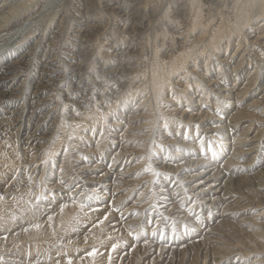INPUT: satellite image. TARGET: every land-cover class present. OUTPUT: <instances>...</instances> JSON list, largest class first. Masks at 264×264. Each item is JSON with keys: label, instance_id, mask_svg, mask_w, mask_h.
Returning <instances> with one entry per match:
<instances>
[{"label": "bare ground", "instance_id": "bare-ground-1", "mask_svg": "<svg viewBox=\"0 0 264 264\" xmlns=\"http://www.w3.org/2000/svg\"><path fill=\"white\" fill-rule=\"evenodd\" d=\"M9 1H11L12 4L8 5L7 8H5V10L0 12L1 16L3 18L8 17V16H6L7 10L10 13H13L16 15L17 12L21 11L22 5H26V7H27V5H30V4H25V3L29 2L31 0H29V1L28 0H9ZM107 2H108L107 6L111 7V9H113L115 11V13L120 15V20L124 22L122 24V25H124V27H125L124 29L126 30V31L125 30L124 31L127 32V35H128L127 37H130V38L136 37L139 35V33L141 32L140 31L141 26L143 24H146L145 22H147V20H148V16H147L149 14L148 12L151 10L155 11V8L153 7V4H152L153 1L150 2V0H107ZM46 3L47 2H45L43 5H45ZM31 4H32V2H31ZM174 4H175V7H173V10H174L173 13H176V16L174 14V16H175L174 19L178 20V19H176V18H179L177 16H181V17H180V21H178V23H174L175 22V21H173L174 19L173 20L169 19V21L170 20L172 21V22H170L171 27H172V32H170V33H172V38L170 39V41L169 40L166 41L165 47L163 46L164 50H163V52L162 51L161 52L162 53L165 52V53L160 56L159 51L156 50V53L154 55L155 58H154V60H152L151 69H150V79H149L150 81H148V79H146V80L144 79L141 82V84H138L139 86L135 87L134 92L132 90L133 88L131 90H132L133 94L136 92H140V94L141 93L145 94L147 97L145 99H147V101H148L149 96L154 97V99L157 101L156 103L160 106V108L163 104V101L166 99L165 97H167V95H168V94L166 95L167 89L168 88L173 89L175 84L177 87V89H175V90H177L176 94L178 95V98L182 99L183 96L187 97V101L185 102L184 100H181V101H183L181 103L179 102V100L178 101H171L172 100V97H171L169 100V103H171L170 106L173 105L172 107H174V108H172L171 112H169V113L174 115V116H177L181 122L180 124H182L183 121H186V122L189 121L188 123H191V124L187 123V125H186L187 127L184 128L188 131H189L190 127L192 126V124H194L195 129H193V130L195 131V133L193 135L192 134L190 135L192 137V138L190 137L191 138L190 142H188L186 139L183 140L184 138L178 142L177 141L178 138L167 137L163 141H168L170 147L175 146L174 150L176 153L177 152L178 153L176 155H170V154L168 155L167 154L168 156H166V157H161V156L157 157V158H155V161L162 159V161L159 163H161V165H162L163 173L166 175H169V174L173 175L174 174L175 179L176 178L180 179L181 180L180 182H183V183L185 182L186 190H185V192L182 193V195L187 194L186 195V197H187L186 202L188 200H189V203L191 200H192L191 202H197L198 208L199 209L201 208V210L203 209L202 212L204 214H207L208 217L203 216V214H202V217H199L200 215L198 213L194 217H189V216L187 218L185 217V214H183L182 209H181L184 206L185 200H183V199L185 197H182L180 200H178L179 198H177V195L175 194V193H177V192H175V190L179 186H177L176 189L173 191L169 190V193H168V191L164 192V189L162 190V188H164L165 186H160V183H159V185H157L155 187V188L161 187V191H160L161 194L170 195L169 196L170 198H168L167 201L163 202V203H165V206H163L159 209V211H160L159 214H156V211L153 210V208L151 209V207L148 208V209H150V211L146 210L147 208H145V207L149 206V205H147L149 203L148 202L149 200L145 201V203H141L138 205V202L143 200L142 198L147 197V191L148 190L150 191V189L147 188L150 185L146 184L145 185L146 187H144L143 184H144L145 180L151 181L150 179H148V176L150 177L151 175L143 177L144 174L142 176L140 175L143 171V170H141L140 172H137L134 175L135 178L130 177L127 179L126 174L128 175L131 170H133V169H135V167H137V164H134L133 161H135V159L138 156H140V154H141L140 150H142V149L139 148L141 144L135 148L130 147V145L132 143L139 144L137 141H140V139H142L141 134L139 132L143 129V127L145 125H143V123H144L143 121H142L143 122L142 123V122H139L138 120L149 119L146 121V123L152 121L153 114H154V111H153L154 106L153 107L151 106L152 105L151 104L152 102H151L148 106L150 108V111L148 109H146L147 106L146 107L143 106L145 109L143 112L132 111L130 113V115L125 119L126 120L125 123L122 122L123 117H118V118L115 117L116 119H114V124H111L110 127H111V129H113V127H114V129H115L114 132H116V133L114 135H112L113 133L111 132V130L108 131V132L112 133V134L107 136V138L109 139V144L106 146L105 143L108 140H105L104 138L99 137V140L97 141L95 148H89L88 147L87 152L85 151L86 152L85 155L82 156L81 154H79L78 157H76L73 160L74 163H76V165L78 166V168L73 170L72 173L70 172V174H68V171L64 172L65 174H63L62 177H59L57 181L52 183L53 184L52 187H50L48 189V193H50L49 195H52L53 197H55L59 200L62 198L61 201H59L60 203L63 201H66V202L55 207L57 204V200L54 199V202H56V203H54L53 205L47 203L46 204L47 207H45L46 205L43 206L44 208L39 207V209L41 211L45 212L46 210L48 211V209H50V208H51V211H48V212L46 211L45 215L43 214L41 218L39 216V219H38V215L35 214V216L37 215V219H35V221H34L35 223H33V227H35V225H38L40 223H43L42 225H44V226L41 225L42 229H38V230H40L39 233L30 232L28 234L30 237L35 236V235H38L40 237L44 236L43 242H45V243L38 244L39 242L38 243L36 242V244L34 246V248L41 247L42 257H43V254L48 255L50 253L49 250H50L51 246H50V243H48V242H50V240L47 237L50 235V233L55 232V235L59 239L63 235V230H66L68 228L70 229V227L74 228L76 226H79V229H80V227H81L80 224H82V226L84 225L83 226L84 228H82L81 232L88 234V233H93V232L99 231V237H101L102 240H105L109 237L114 238V239L115 238H121V239L123 238L121 242H123L124 245H129L128 247L126 246L128 251H127V253L124 252V250L118 252L119 253L118 256H120V257L117 258V260H115L116 261L115 264H124L125 261H127L128 259L130 260V258L133 257L132 256L133 254L130 255V253H134L135 251H137V247H141V246H145L142 253L143 252H146V254L151 253V255H153L154 258H157V259L161 258L162 260L169 257V254L165 253L166 251H171L170 253L174 254V256L176 255L174 253V251L178 252L179 258H178V263H176V264H179V263L184 264V262H182V260L184 259L183 256H185V255H187V258L192 260V262L190 264H219L221 261L223 262L225 260L227 261L229 259H232V257H234V254H236L235 248H233V247H235L240 242L239 243L234 242V241H238V240H234V241L229 240V238L231 237L230 234L233 230H230V229H229L230 231L226 230L225 232L219 233V235L213 234L215 232H213L212 234H209L214 229L223 230V228H218L217 226H215L214 228H211L209 230L210 224H208V222L211 219H214V217H211V216L222 217V216H225V213L229 212L230 209L233 210V207L231 208V206L229 207L227 205V201L228 200L232 201V199H236L237 189H235V184L241 183V182L245 183L247 181V178H245V177L248 176V175L245 176V174H244V177L239 176V175L234 176L235 172H237L239 170L240 171L246 170V166H250L251 164H253L252 162L255 160V158L263 157V155H262L263 152H262V149L260 148V143H261L262 137L264 136V118H263V116H264V94L260 97H256V98L252 99V101L249 104H247L246 106L245 105L243 106L240 102H242L244 100V97L248 92H249V95H251V92L249 89H251V87L254 86L255 81L252 80L253 82L251 81L247 88L246 87L245 88L242 87L241 89L237 88L240 91L238 90L239 92L235 93L236 92L234 90L235 87L230 86L229 88H227L229 86V84H225L224 82L222 83V80H221L222 78H219V77L213 78V76L212 77L210 76L211 75L210 73L208 74L209 68H210V61H209L208 57H210L214 51H218L221 48L224 40L226 42H228L227 48H229V46H230L229 44L231 43V41H233L234 36H236L239 41L241 40V42H239L238 44L237 43L234 44V46L237 47L235 54H236V52L239 51L240 48H242L243 45H245L243 47V50L246 51L249 49V47L256 45V42H259L258 45L260 43L264 42V40H262V39H264V25L263 26L261 25V27L258 26L256 29H254V27H253V23L255 21L253 19L255 17H258V20H259L258 22L264 21V0H225V1L223 0L222 2H221V0H174ZM30 7H32V6H30ZM36 7H37V5H36ZM43 7H42V9H43ZM73 7L75 8V6H73ZM87 7H88V2H87ZM33 10H35V9H33ZM55 10L57 11V9H55ZM113 10H110V11H113ZM49 11H51V10H49ZM37 12H39V11H37ZM92 13H95V12H92ZM30 14H27V16H25V17L22 16V17L28 19V15H30ZM103 14H105V13L103 12ZM21 15H23V14H21ZM42 15H44L43 11H42ZM99 15H100V13H99ZM88 16H89V14H88ZM95 16H96V14H95ZM92 17H93V15H92ZM38 18H39V15H38ZM169 18H171V17H169ZM19 19H21V18H19ZM158 20L160 21L159 18H158ZM166 20H168V19H166ZM10 21H12V20H10ZM27 22H26V24H27ZM83 23L84 22H82V24ZM1 24H3V23H1ZM3 25L7 26V23L3 24ZM249 25H250L251 30L249 32H247L246 28L249 29V27H248ZM98 29H104L102 24L100 25V23H99L97 25V23L94 24V23H90V22H86L85 24H83L81 26L80 30H79V28H78V30L76 29L77 30V40L80 41V42H78V44L80 46L85 42L90 44V41L91 42L93 41V40H90V36L92 34H94L96 31H98ZM119 29H121V28H119ZM8 31H9V29H8ZM5 32H7V31L5 30ZM34 33H36V32H34ZM44 33H45V31H44ZM108 33H109V31H108ZM197 33L199 35L195 36ZM253 33H255L253 38L256 39V42H250L249 37ZM42 35H43V33H42ZM50 35H52V34H50ZM23 36L22 37L25 38V35H23ZM123 36H125V35H123ZM113 38H114V36H113ZM40 39H41V37H40ZM44 40H46V38H44ZM128 40H129V38H128ZM95 42H97V41H95ZM35 43L37 44V42H35ZM44 43H43V45H44ZM126 43H127V45L124 44L125 46H123V47L118 46V45H112L111 47H109L110 48L109 52H108V53H110L109 62L114 67V68L110 69L107 73L109 75V79L111 81H115V82H118L120 80L122 81L124 79L122 77V74H123L122 70L123 69H121V67H119V66L120 65L123 66L126 63L131 64V62L134 61V59H135L134 53L136 52L138 45L132 43L131 41H127ZM13 44H15V43H13ZM41 46H42V44H41ZM41 46H39V47H41ZM55 46H56V44H55ZM94 46H97V45H95V43H94ZM36 47L38 48V46H36ZM48 47H51V46H48ZM62 47H64V46H62ZM84 47H86V45H84L83 47L81 46V49H85ZM59 49H61V48H59ZM92 49L91 50L89 49L90 52L92 51ZM49 50L50 49L45 50L46 51V55H45L46 59H48L49 61H54V59H52L53 56L49 53ZM225 50H227V49H225ZM65 51H67V50L65 49ZM58 52H59V50H58ZM69 53H70V58L74 61L72 63V66H73L72 71L75 72V71L79 70V72H80L79 68H80L81 63L79 64L77 61L78 56H79L78 52L73 51V52H69ZM240 53H241V50L237 54L238 57L236 59V64H235L234 69H236V67H242V69H244L247 66V65H245L243 67L244 57H243L242 53L241 54ZM82 55H83V52H82ZM64 56H66V55H64ZM86 56H88V55H86ZM204 56L207 57V59L205 60L204 66L200 68V72H197L196 71V67H198L197 61H198V59H201L202 57L204 58ZM26 58H27L26 55H22V56L19 55L17 59L9 62L3 68V70L0 73V113L4 111L5 106L7 105V103L11 99L17 100V99L21 98L20 95L23 92V89H25V88L22 86L23 82L19 83V80L21 79L23 64H24ZM30 60L32 61V59H30ZM191 60H193L192 63H191ZM80 61H82V59ZM248 62H250V61H248ZM59 63H60V61H59ZM82 64H83V61H82ZM48 65H50V64H48ZM261 65H259V66H261ZM82 67H84V64ZM192 67H193V69H192ZM55 68H57V67H55ZM56 70H58V69H56ZM89 70H90V68H89ZM253 70H255V69H253ZM29 71H31V70H29ZM48 71H47V73H48ZM187 72H188V75L194 74L193 75L194 78L189 80L190 76L188 77V75H187L183 80V77H184L185 73H187ZM201 72H203V74H201L203 77H199V75H198ZM63 73L65 74V71ZM32 74H34V73H32ZM66 74H67V72H66ZM76 74H78V73H76ZM29 75H31V74H29ZM62 76L67 77L68 75H62ZM195 77H198V80L202 82V84H200L201 85L200 88L202 89V92H204V90H205L207 95L209 93H212V95H214L215 99H219L221 97H223V98H225V97L230 98L231 97L230 99H232V98L235 99V101L233 103H235V105H238V106H236L237 108L235 107L236 110L233 109L234 111L230 115L229 119H227V118L223 119L221 116H218L220 114L219 111L218 112L217 111L215 112L214 110L205 111L204 110V108H205V101L204 100L205 99L203 100L202 97H200V99L197 98L198 100H194V99H196L197 95H200V94H197L196 90H193V92L190 91V90L194 89V88H191V86H193L192 83H195V84L198 83L197 79H195ZM193 79H195V81ZM25 80H27V79H25ZM38 81H40V80H38ZM61 82H64V81H61ZM27 85H28V82H27ZM55 85H56V83H55ZM149 85H151V86H149ZM52 86H54V85H52ZM36 87L37 86H35V88ZM67 87L69 89L68 85H67ZM37 89L38 88H36V90ZM52 89H54V87H52ZM215 89L220 90V92H217V91L215 92ZM41 90H44V89H41ZM57 90H58V88H57ZM66 90H64L65 94L68 93L67 92L68 90L67 91ZM108 91H111V88ZM129 91H128V93H130ZM24 93H22V94H24ZM34 94L35 95H32V96H34L33 105L30 104V106L28 105L26 107L21 106V107L17 108V110H13V111H8V110L4 111V113L7 112L8 114L11 115V117L9 116V118L12 120L10 122H6L8 120L7 117L4 118V119H6L5 121L4 120L1 121L3 119V118H1L0 129L3 128L5 125H7V123H9L12 126V128H14L15 133H17L18 135L20 133V136H21L20 140H21V143L23 144V147L21 150L26 151V152H31L30 153L31 159L29 160V162H27L26 165L28 168L33 166L32 171H33V174L35 177V175L40 173L39 167L42 165V161L43 160L45 161V159H44L45 153L44 152H46L48 150L47 151L48 155H52L54 153L56 154V151L58 150V148L60 147L62 142H58V139L56 142H53L54 138L52 139L53 134H54V130H55L54 129V122H56V121H54L53 118H55L56 114L58 113L57 112L58 108H59V106H61V105L57 106L60 102L59 99H57L55 97V94H54V96H47V93H46L43 95V96H45L44 98H41L39 96V94L41 95L40 91L39 92L36 91V92H34ZM89 94H91V93H89ZM35 96L38 98L37 101L35 100L36 99ZM171 96H172V94H171ZM111 97H113V99L119 98V96H111ZM132 97H134V96H132ZM25 98H26V96H25ZM68 98H69V96H68ZM72 98L70 97V99H72ZM123 99H125V98H123ZM128 99H131V98H127V99H125L127 101H124L125 103L123 102L126 107L129 106L128 104L130 103V102H128ZM152 100H153V98H152ZM167 101H168V99H167ZM195 101L197 102V105H193L194 104L193 102H195ZM223 101L227 102V100H223ZM56 102H58V104ZM75 102H76V100H75ZM148 102H150V100ZM178 102L180 104H177ZM26 103H27V101H26ZM176 105H180V106H176ZM91 106H94V105H91ZM112 106H113V104H112ZM112 106L109 105L108 107H106L107 110L111 111ZM165 106L166 105L163 104L161 110H164L163 108ZM32 107L33 108L35 107V108L32 109ZM73 107H74V105H73ZM166 107H168V106H166ZM37 108H43L44 109L43 111H45L44 114H41V116L44 115V117L42 116L43 119H41L42 120L41 123L38 120L34 119V116H37L36 113L42 111V110L37 109ZM89 108L91 109V107H89ZM59 111L61 112V110H59ZM84 111L85 110H83V112ZM147 111H148V114H147ZM79 115H77V116H79ZM86 115H87V113H86ZM108 115H107L106 111L104 113H103V111H101L97 115L93 114L92 116L89 115V116H86L85 118L83 117L84 119L81 121H75L74 120L73 123L77 124V126H85V125H88L90 122L96 123V122L101 121L103 124V122L106 123ZM39 118H40V115H39ZM72 119H74V118H72ZM117 121H119V122H117ZM137 121L139 123L133 124ZM223 122L225 123V125H223ZM262 122H263V124L261 125ZM112 123H113V121H112ZM259 124L262 126V129H261L260 133L257 131L256 134L254 135L255 137L259 138V140L257 139L258 141L254 142L253 147L246 149L245 144L247 142H249L248 141L249 137H246V134H248L250 131L252 132L256 126H259ZM12 128L10 127V129H12ZM119 128H121V130H122V128H125L124 132L119 134V132H121V130ZM56 129H57V127H56ZM7 131H10V130H7ZM117 132H118V134H117ZM209 132H212L211 133L212 135H209L210 134ZM201 134H203L201 139L197 140L193 144V141L196 138L195 135L200 137ZM175 135H179V132L176 133ZM83 136H85V135H83ZM205 136H210L209 142H211L213 139H215V137L216 138L218 137V140L220 141L218 144L220 146V150L222 149L221 151H223V152L226 151L225 147H228L227 145L230 144L231 151L229 152V156H228V154H226L221 159L220 156H217V155L211 156V155H208V153L203 154L201 149H200L201 148L200 146H201V141H203ZM223 137H225L226 141L223 140L224 139ZM57 138H58V136H57ZM116 139H118V140H116ZM229 140L231 142H229ZM221 141L223 143H221ZM182 142H184V144ZM185 142H186V144L192 146V147H189L190 148L189 150H187V152L190 155H188V156L183 155L182 157H179L178 154L182 150L181 147L184 146V149L187 148L186 147L187 145L185 144ZM51 143H53V144H51ZM179 144H182V145H179ZM49 145H55V146H53V148H50V149H47L46 151H44L45 147L49 146ZM76 145H78V144H76ZM164 145H165V143H164ZM113 150H115V151H113ZM168 150H170V148ZM248 150L252 151L254 154L253 153L248 154L250 152ZM97 151H99V153L100 152L103 153V151H106V153H108V155L113 153V155H111L109 165H108L109 162L105 166H104V163L100 164L99 162H101V160L96 162V164H94V165L86 163V161L93 160L92 158L95 157V154H97ZM109 152H110V154H109ZM158 152L160 154V151H158ZM26 154H28V153H26ZM257 154L259 155L258 157H257ZM219 155H220V153H219ZM13 156H14V154H13ZM245 156L247 158H249V161L239 163L240 159L245 157ZM22 157H24V156H22ZM83 158L86 160L85 162L83 161ZM148 158H149V156H148ZM65 159H67V158H65ZM65 159H63V161ZM105 159H106V156H105ZM260 159L261 158H259L258 160H260ZM1 160H0V164H1ZM102 161H103V159H102ZM150 161L151 160L148 159V162H150ZM8 162L4 163V164L5 165L7 164V166H8ZM131 163H133V164H131ZM174 163H177V164L174 165ZM65 164H67V163H65ZM5 165H3V166H5ZM64 166H65L64 163H62L61 169ZM171 168H172V171H171V173H169L170 172L169 170H171ZM3 169L4 168L1 169L2 171H0V196L4 197L2 200H0V231L3 230V232H7L8 227L11 226L12 217L15 215L21 214L29 206L28 203L32 202V200H30L28 198L24 199L23 193L25 194V196L26 195L29 196L30 195L29 192H31V191L25 192V191H27L26 188L27 187L30 188L34 182L36 183V181L33 177L34 180L33 181L31 180L32 182L29 181L31 184L26 186V188L24 187V189H23V187H20L21 185L20 186H15V184L10 185L9 184V177L7 178L8 175H6V174H8L6 172H9L10 168H9V170H6V172L3 171ZM123 169H125V170L122 171ZM165 171L166 172L169 171V172L165 173ZM44 172H45L44 167H42L41 175H40L39 179L37 180V184L39 186L34 193L36 195L38 194V197H40L41 192L44 189V187H42V184H41L42 177H43V175H45ZM133 173H134V171H133ZM243 173H244V171H243ZM60 174H62V173H60ZM258 174H255V175H257V177H258ZM166 175H162V176H166ZM121 176H124V178H122ZM15 178H14V180H15ZM67 178H70L69 181L68 180L64 181V179H67ZM10 179H11V177H10ZM253 181H255V180H253ZM47 183H48V181H47ZM70 183L75 184V186L73 187L72 190H70V188H71ZM80 183H83V184H80ZM183 183H182V185H183ZM262 185H264V181H262ZM141 187L143 188V191H138V189ZM256 187L259 189V187L257 185H256ZM260 188H261V186H260ZM98 190L101 193L104 192V190H106V192H104V193H107V191L110 192L109 198L98 197V195H99V193H97V192H99ZM133 192L134 193L137 192L138 196H137L136 201H134L132 203V205L129 206V204H130L129 202H131V199H133V198H131L130 195L133 194ZM261 192L262 191L259 190L257 193H261ZM150 193L153 194V192H150ZM239 193H240V191H239ZM36 195L34 198L32 197V199H36V197H37ZM84 198H86V201H93L94 203L92 205L96 208L91 207V206H87L86 204L82 205V203L84 202L83 201ZM98 198H99V200H98ZM103 198H105V199H103ZM259 199L260 198L256 199V202H254V203H253V201H250L252 203L251 204L252 206H250L249 208L255 207V209H256L254 212L255 213L254 216H256L259 213L258 209L261 206L260 204L263 203V202H261L262 200H259ZM67 200H70V201H67ZM164 200H165V198H164ZM169 200H171V202H169ZM150 202H152V201H150ZM5 205H7V206L5 207ZM244 206H247V205L243 204L242 207H244ZM119 207H120V209H119ZM238 211H241V210H238ZM36 213L39 214L41 212H36ZM39 215H41V214H39ZM191 216H193V215H191ZM49 217H51V219H49ZM164 217L172 219V221H173L171 223L172 226H173V224L176 225L178 223V225H181V226L183 225L182 226L183 228H185V226L190 225V226H195L196 229H195V231L191 232L190 238H188V239L183 238V240L179 243V244L182 243L181 246H179V244L176 246H172V243H169L170 240H168V239L167 240H164V239L160 240V242H158V244H155L154 240H155V238H157L156 235L158 233L161 234L162 232H165V231L168 232L167 230H169V229H167L169 227L168 226L169 223ZM26 218H24V219H26ZM252 218L254 219V217H252ZM181 219H183V221H181ZM41 220H44V221H41ZM215 220H216V218H215ZM152 221H154V222H152ZM31 222H33V221H30V223ZM256 222H258V221H256ZM166 226H168V227H166ZM181 226H179V227H181ZM235 226L236 227H234V229H236V233H238L237 235H238V238L240 239V236H244V235H242L243 229L240 228L239 230H237V227H241V226L240 225L239 226L235 225ZM158 227H159V231L155 232V230ZM232 227H233V225H232ZM207 228L209 231L207 230ZM225 228H226V225L224 226V229ZM171 230L173 231V229H171ZM203 230H206L205 233L203 232ZM260 232L264 234V231L262 232V231L258 230L256 235H255V241H256V238L258 239L260 237V234H261ZM234 234H235V232H234ZM40 237H38V238H40ZM196 237H199V239ZM225 239H228V241H226ZM8 240H11V239H8ZM206 240H207L208 244H206ZM54 241H56V240H54ZM232 242H234L235 244L234 243L230 244ZM85 243H86V245H85ZM212 243H214V244H212ZM210 244H212V246H214L211 249L209 246ZM233 245H235V246H233ZM261 245H262L261 247L263 248L264 243ZM254 246L257 247V245H254ZM87 247H88V242L84 241L83 245L78 246V250L80 251L81 248H87ZM195 249L198 250L196 252L202 253L201 257H195V255H197V253L195 251H194V253L191 252ZM102 250H103V248H102ZM47 251H49V252H47ZM62 251L63 250L61 248H58V249H56V251H54V254H57V253L59 254ZM105 251H108L107 254L105 255V257L108 258V262H107V264H108L110 262V258L113 256V251H116V245L114 243L113 244L111 243L110 247ZM80 252L81 253L74 256L73 263L70 260L72 258L69 256L70 258L67 259V261L69 260V264H94V258H95L94 253H91V252L87 253L85 250H82ZM124 254L128 255L127 256L128 258H126V257L124 258ZM188 254H189V256H188ZM247 254L248 253L241 254V255H247ZM197 258H199V259H197ZM41 259L42 260L40 261L39 264H42V263H44V264H57L58 263V260L55 261V258H53L52 261H46L43 258H41ZM111 259L114 261V258H111ZM34 262L35 261H30L29 264H32ZM3 264H7V263H3Z\"/></svg>", "mask_w": 264, "mask_h": 264}, {"label": "rangeland", "instance_id": "rangeland-1", "mask_svg": "<svg viewBox=\"0 0 264 264\" xmlns=\"http://www.w3.org/2000/svg\"><path fill=\"white\" fill-rule=\"evenodd\" d=\"M222 1L223 0H221V2ZM31 2H32V4H31ZM45 2H47V3L45 5H43ZM87 2H88V7H87ZM150 2H152L153 7L155 8V11L151 10L148 12L149 14L147 13L148 14L147 15L148 20H147V22H145L146 24H143L141 26V30H140L141 32L139 31L140 36L138 35V36L132 37V38L127 37L128 35H127V32H125L126 31L124 29L125 27H124V25H122L124 22L120 20L119 14L115 13V11L113 9H111V7L107 6V3H108L107 0H35V1L31 0V1L25 3V4H30V5H27V7H26V5H22L21 11L17 12L16 15L13 13H10L7 10L6 16H8V17L3 18L1 16V13H0V25H1L0 26V73L3 70V68L9 62L17 59L19 55L20 56H22V55L27 56V58L25 59V62L23 64L21 79L19 80V83L23 82L22 86L25 89H23L22 93H24V92L25 93L24 94L21 93V95H20L21 98H19L17 100L11 99L7 103V105L5 106L4 111L5 110L13 111V110H17V108H19L21 106L26 107L28 105L30 106V104L33 105L34 96H32V95H35L36 93L34 94V92H36V91L41 92V95L39 94V96L41 98H44L45 96H43V95L46 93H47V96H54V94H55V97L57 99H59V101H60L59 104H58V102H56L58 104L57 106H59V105H61V106H59L58 111H57L58 113L56 114L55 118H53L54 121H56L58 124L56 122H54V129L55 130H54V134H53L52 139L54 138L53 142H56L57 139H58V142H62V144L60 145V147L56 151V154L54 153L52 155H48V153H47V151H48L47 149L53 148V146H55V145H49V146L45 147L44 151L47 150L46 152L43 151L45 153V158H44L45 161L43 160L42 165L39 167L40 173L35 175V177H34V174L32 171L33 166L28 168L26 165L27 162H29V160L31 159V154H30L31 152H26V151L21 150L23 147V144L21 143V140H20L21 139L20 133H19V135L17 133H15L14 128H12V126L9 123H7V125L9 124L8 126L5 125L3 128L0 129V160L2 159L1 164H0V166H1L0 171H2L1 169L4 168L3 171L6 172V170H9V168H10V171L6 172V173H8L6 175H8L7 178L9 177V184L10 185L15 184V186L21 185L20 187H23V189H24V187L26 188V186L30 185L31 184L30 182H32L34 179L36 181V183L34 182L30 188L29 187L26 188L27 191H25V192L31 191V192H29L30 193L29 196H27V195L25 196V194L23 193L24 199L28 198V199L32 200V202L28 203L30 207L28 206L26 209L24 208L25 210L21 214L15 215L12 217L11 226L8 227L7 232H3V230L0 231V257L3 258V263H7V264H29L30 261H35L32 264H39L40 261L42 260L41 258H43L46 261H52L53 258H55V261L58 260L57 264H69V260L67 261V259H69L71 257L72 259H70V260L73 263L74 256L81 253L80 251L85 250L87 253L88 252L94 253V256H95L94 264H107L108 258H106L105 255L107 254L108 251H105V250H107L110 247L111 243L112 244L114 243L116 245V251H113V256L111 257V258H114V261L110 258V262L108 264H115L116 263L115 260H117V258L120 257V256H118V254H119L118 252L124 250V252L127 253V251H128L127 247L129 245H124L123 242H121L123 238L122 239L121 238H115L114 239V238L109 237L105 240H102V238L99 237V231H96L93 233H88V234L81 232L82 228H84L83 227L84 225L82 226V224H80L81 225L80 229H79V226H76L74 228L73 227H70V229L68 228L69 230L68 229L63 230V235L59 239L55 235V232L50 233V235L47 236L50 240V242L47 241L48 243H50V246H51V248L49 250L50 253L48 255L43 254V257H42L41 247L34 248V246H35L36 242L37 243L39 242L38 244L45 243V242H43L44 236L40 237L38 235H35V236L30 237L28 234L30 232L39 233L40 230H38V229H42L41 227L44 226V225H42L43 223H40V224H38L39 228L33 227V223H35L34 221H35V219H37V215H38V219H39V216L41 218L42 215L43 214L45 215V213L47 211V210L45 212L41 211L39 209V207L44 208L43 206L46 205L47 203L53 205L54 203H56V202H54V199L57 200V204L55 207L66 202V201H63L60 203L59 201H61L62 198L59 200V199L53 197L52 195H49L50 193H48V189L50 187H52V185H53L52 183L57 181L59 177H62V175L65 174L64 172L68 171V174H70V172L72 173L73 170L78 168V166L76 165V163H74L73 160L76 157H78L79 154H81L82 156L85 155V153L88 150V147L89 148H95L97 141L99 140V137L104 138L105 140H108L105 143V145L107 146L109 144V139L107 138V136L112 134V133H113L112 135H114L116 133V132H114V130H115L114 127H113V129H111V127H110L111 124H114V119H116L118 117H123L122 122L125 123L126 122L125 119L130 115V113L132 111L143 112L145 110L144 107H146V106H147L146 109H148L150 111V108L148 106L151 102H152L151 106L152 107L154 106L153 107L154 114H153L152 121L146 123V121L149 119L138 120L139 122L143 121L144 123L143 122L142 123H143V125H145L143 127V129L139 132L141 134L142 139H140V141H137L139 144L132 143L130 145V147L135 148L141 144L139 147L140 149H142V150H140L141 154H140V156H138L135 159V161H133L134 164H137V167H135V169L131 170L128 175L126 174L127 179L130 177L135 178L134 175L137 172H140L141 170H143L142 173L140 174L141 176L143 174H144L143 177L151 175L150 177L148 176V179H150L151 181L145 180V182L143 184L144 187H146L145 186L146 184H149L150 186L147 188L150 189V191L146 188L148 190V191L146 190L147 191V197L142 198L143 200L139 201L138 205L141 203H145V201L149 200L148 201L149 203L147 204L149 206L145 207V208H147L146 210L150 211V209H148V208L151 207V209L153 208V210L156 211V214H159L160 213L159 209L161 207L165 206V203H163V202L167 201L168 198H170L169 197L170 195L161 194L160 193L161 187H157V188H155V187L157 185H159V183H160V186H165L164 188H162V190L164 189V192L168 191V193H169V190L173 191L176 189L177 186H179L175 190V192H177L175 194L177 195V198H179L178 200H180L182 197H185L183 200H185L184 206L186 208L183 205H182L183 207L181 208L183 214H185V217L186 218L188 216L194 217L197 215V213L200 215L199 217H202V214L205 217L207 216V214H204L202 212L203 209L201 210V208L200 209L198 208L197 202H191L192 200L190 201V203H189V200L186 202V198H187L186 195L187 194L182 195V193L185 192V190H186L185 182L184 183L180 182L181 180L177 179V178L175 179L174 174L173 175L164 174L162 171L163 170L162 165H161V163H159L162 161V159L155 161V158H157V157H160V156L166 157L169 154L170 155H176L178 153V152L176 153L174 150L175 146L170 147L168 141H163L167 137L178 138L177 139L178 142L181 141L183 138H184L183 140L186 139L188 142L191 141L192 137L190 135L191 134L193 135L195 133V131L193 130V129H195V125L192 124V126L190 127V129L188 131V130L184 129L185 127H187L186 125L189 122L188 120H187L188 122L183 121V123L180 124L181 122H180L179 118L177 116H174V115L169 113V112H171V109L174 108V107H172L173 105L170 106L171 103H169V100L171 97H172L171 101H178L179 100L180 103L183 102L181 100H184L186 102L187 97L183 96L182 99L178 98V95L176 94L177 90H175V89H177V87L175 84L173 89H171V88L167 89L166 95L167 94L168 95H167V97H165L166 101L165 100H164L165 102L163 101V104H165L168 107L165 106L163 108L164 110H161L163 104L160 108V106L156 103L157 101L154 99V97L149 96L148 101L150 100V102H148L147 99H145V98H147L145 94H143V93L140 94V92H136L134 94L132 93V90L134 92L135 87L139 86L138 84H141V82L144 79L145 80L148 79V81H150L149 80L150 79V69H151L152 60H154V58H155L154 55L156 53V50L159 51L160 56L163 55L165 52L164 53H162V52L164 50L166 41H168V40L170 41V39L172 38V33H170V32H172V27L170 24V22H172V21L171 20L169 21V19L173 20L174 17L176 16V13H173L174 12L173 7H175L174 0H166V1L165 0H150ZM10 4H12V3L9 0H0V12L5 10V8H7V6ZM36 5H37V7H36ZM30 6H32V7H30ZM73 6H75V8ZM42 7L44 10L42 9ZM46 7L51 11H49ZM33 9H35V10H33ZM55 9H57V11ZM36 10L39 12H37ZM110 10H113L114 12L110 11ZM42 11H43L44 15H42ZM92 12H95V13H92ZM98 12L100 13V15ZM103 12L105 14H103ZM21 14H23V15H21ZM27 14H30V15H28L29 20L27 18H24L25 16H27ZM88 14H89V16H88ZM95 14H96V16H95ZM174 14H175V16H174ZM38 15H39V18H38ZM92 15H93V17H92ZM22 16H24V17H22ZM169 17H171V18H169ZM177 17H179V18H176L178 20L174 19L173 20V21H175L174 23H178V21H180L181 16H177ZM19 18H21V19H19ZM158 18L160 19L161 22L158 20ZM9 19L12 21H10ZM166 19H168V20H166ZM253 20H255L253 23L254 29H256L258 26L261 27V25L262 26L264 25V21L258 22L259 21L258 17H255ZM81 21L84 22L83 24H85L86 22H90V23H94V24L97 23V25H98L100 23V25L102 24V26L104 28V29H98V31H96L94 34H92L93 36L92 35L90 36V40H93L92 42L90 41V44L92 43L91 45L87 42H85L81 45L82 47L84 45H86V47H84L85 49H81V46L78 44V42H80V41L77 40V30H78V28L80 30L81 26L83 25ZM26 22H27V24H26ZM1 23H3V24L7 23V26L3 25ZM248 27H249V29L246 28L247 32H249L251 30L250 25ZM119 28H121V29H119ZM8 29H9V31H8ZM5 30L7 32H5ZM44 31H45V33H44ZM108 31H109V33H108ZM34 32H36V33H34ZM42 33H43V35H42ZM50 34H52V35H50ZM23 35H25V38H23L24 37ZM123 35H125L126 37ZM198 35L199 34L197 33L195 36H198ZM254 35H255V33L250 35V37H249L250 42H256V39L253 38ZM39 36L41 37V39ZM113 36H114V38H113ZM44 38H46V40H44ZM128 38H129V40H128ZM237 40H238V38L236 36H234L233 41H231V43L229 44L231 46V47L229 46V48H227L228 42H226L224 40L221 48L218 51H214L213 52L214 55L212 54L210 57H208L209 61H210V68H209L208 74L210 73L211 74L210 76L211 77L213 76V78H218V77L222 78L221 79L222 83L224 82L225 84H229V86L227 88H229L230 86L235 87L234 88V90L236 91L235 93H238L240 91L239 89H241L242 87L247 88L252 80L255 81L254 86H252L251 89H249L251 92V95H249V92H248L245 95L244 100L242 102H240L243 106L244 105L246 106L247 104H249L252 101V99H254L256 97H260L264 94V42L260 43L259 45H258L259 42H256V45L249 47V49L246 51L243 50V47L245 46V45H243L242 48L239 49V51L241 50V53L244 57L243 67L245 65H247V66L244 69H242V67H236V69H234L235 64H236V59L238 57L237 54L239 52L238 51L235 54L237 47L234 46V44H236V43L238 44L239 42H241V40L240 41L239 40L237 41ZM262 40H264V39H262ZM95 41H97V42H95ZM127 41H131L132 43L138 45L137 50L134 53L135 59H134V61L131 62V64L126 63L123 66H121V65L119 66V67H121V69H123L122 70V72H123L122 77L124 79L122 81L121 80L118 82L111 81L109 79V75L107 73L110 69H112L114 67L109 62V58H110L109 57L110 53H108L109 49H110L109 47H111L112 45H118V46L123 47V46L127 45V43H126ZM12 42L15 44H13ZM35 42H37V44ZM43 43H44V45H43ZM94 43L98 47L94 46ZM41 44H42V46H41ZM55 44H56V46H55ZM36 46H38V48ZM39 46H41V47H39ZM48 46H51V47H48ZM62 46H64V47H62ZM59 48H61V49H59ZM48 49H50L49 53L53 56L52 59H54V61H49L48 59H46V56H45L46 51L45 50H48ZM65 49L68 52L65 51ZM89 49L90 50L92 49V51L90 52ZM225 49H227V50H225ZM58 50H59V52H58ZM73 51H77L78 55L80 56V57L78 56V59H77L78 63L79 64L81 63L80 68H79L80 72H79V70L75 71V72L72 71V67H73L72 63L74 61L70 58L69 52H73ZM82 52H83V55H82ZM63 54L66 56H64ZM86 55H88V56H86ZM29 58L32 59V61ZM81 59L83 61L84 67H82L83 64H82V61H80ZM206 59H207V57H205V56H204V58L202 57L201 59H198V61H197L198 67H196L197 72H200V68L204 66ZM59 61H60V63H59ZM64 61L65 62L67 61V62L65 63ZM248 61H250V62H248ZM192 62H193V60H191V63ZM48 64H50V65H48ZM259 65H261L262 67ZM54 66L57 68H55ZM89 68H90V70H89ZM56 69H58V70H56ZM192 69H193V67H192ZM253 69H255V70H253ZM29 70H31V71H29ZM47 71H48V73H47ZM64 71H65V74L63 73ZM66 72H67V74H66ZM32 73H34V74H32ZM76 73H78V74H76ZM29 74H31V75H29ZM201 74H203V72L198 74L199 77H203ZM62 75H68V76L66 77V76H62ZM187 75H188V72L185 73L183 80ZM193 75H188V77L190 76L189 80L194 78ZM25 79H27V80H25ZM195 79H197L198 83H196V84L192 83L193 86H191V88H194V89H192L190 91L193 92V90H196L197 94H200V95H197L196 99H194V100H198V99H200V97H202L203 100L205 99L204 100L205 101V108H204L205 111H207V110L208 111L214 110L215 112L219 111L220 114L218 116H221L223 119H226V118L229 119L230 115L234 111L233 109H235V107L238 106V105H235V103H233L235 101V99L234 98L230 99L231 97L230 98L229 97H225V98L221 97L219 99H215V97H214V95H212V93H209L207 95L205 90H204V92H202V89L200 88V86H201L200 84H202V82L198 80V77H195ZM195 79H193V80L195 81ZM38 80H40V81H38ZM60 80L64 81V82H61ZM27 82H28L29 86L27 85ZM55 83H56V85H55ZM52 85H54V86H52ZM67 85L69 86V89H68ZM35 86H37L36 87V88H38L37 90H36ZM149 86H151V85H149ZM52 87H54V89H52ZM57 88H58V90H57ZM110 88H111V91H108ZM237 88H239V89H237ZM41 89H44V90H41ZM63 89L64 90L67 89L68 91L67 90L66 91L68 93L65 94ZM128 91L130 93H128ZM216 91L220 92V90L215 89V92ZM89 93H91V94H89ZM171 94H172V96H171ZM67 95L69 96V98ZM25 96H26V98H25ZM111 96H119V98L113 99V97H111ZM132 96H134V97H132ZM70 97L71 98L73 97V98L70 99ZM35 98H36L35 100L37 101L38 98L36 96H35ZM123 98H125V99L131 98V99H128V102H130L128 104L129 106H127V107L125 106L124 101H127V100H125ZM152 98H153V100H152ZM167 99H168V101H167ZM75 100H76V102H75ZM223 100H227V102L223 101ZM26 101H27V103H26ZM179 102L177 104H180ZM193 103H194L193 105H197L196 101ZM112 104H113V106H112ZM73 105H74V107H73ZM91 105H94V106H91ZM109 105L112 106L111 111H108L106 108ZM176 106H180V105H176ZM89 107H91V109ZM34 108L32 107V109H34ZM37 109H40L42 111L36 113L37 116H34V119L38 120L41 123L42 122L41 119H43V117H44V115H42L43 116L42 117L41 114H44L45 111H43L44 110L43 108H37ZM59 110H61V112ZM83 110H85V111L83 112ZM100 110L103 111V113L106 111L107 115L110 113L107 117L106 123L103 122V124H102L101 121L96 122V123L90 122L88 125H85V126H77V124L73 123L74 120L75 121H81L86 116H89V115L92 116L93 114L97 115L99 112H101ZM4 111L0 113V120H1V118H3L1 121H3V120L5 121L6 119H4V118L7 117L8 120L6 122H10L12 119H10L9 116L11 117V115L8 114L7 112L4 113ZM86 113H87V115H86ZM147 114H148V111H147ZM39 115H40V118H39ZM77 115H79V116H77ZM72 118H74V119H72ZM263 118H264V116H263ZM112 121H113V123H112ZM138 121L133 123V124L139 123ZM117 122H119V121H117ZM188 124H191V123H188ZM262 124H263V122L261 123V125ZM223 125H225L224 122H223ZM261 125L259 124V126H256L252 132L250 131L248 134H246V137H249V139H248L249 142H247L245 144L246 149L253 147L254 142H257L259 140V138L255 137L254 135L256 134L257 131L260 133V131L262 129ZM10 127L12 129H10ZM56 127H57V129H56ZM119 129L121 130V128H119ZM124 129L125 128H122V130H121V132H119V134L123 133ZM7 130H10V131H7ZM110 130L112 133L108 132ZM178 132H179V135H175ZM209 133H210L209 135H212L211 134L212 132H209ZM117 134H118V132H117ZM83 135H85V136H83ZM57 136H58V138H57ZM202 136H203V134H201L200 137L195 135V137H196L195 140L194 141L192 140L193 144L197 140H200ZM209 137L210 136H205V138L203 139L204 147L200 146L201 147L200 149H201L203 154L208 153V155H211V156L217 155V156H220L221 159L226 154H228V156H229V152L231 151L230 144L227 145L228 147H225L226 151L224 150L225 152H223V151H221L222 149L220 150V146L218 144L220 141L218 140V137L217 138L215 137V139H213L211 142H209V140H210ZM263 137H262V140L260 143V148L262 149L263 157H258L259 155L257 154L258 158H255V160L252 162L253 164H251L250 166H246V170H243L244 173H243V171L239 170V171L235 172L236 175L234 174V176L239 175V176L244 177V174H245V176H247V175L248 176L245 177V178H247V181L245 183L241 182V183L235 184V189H237L236 199H232V201H230V200L227 201V205L229 207L231 206V208L233 207V210L230 209V211L225 213V216H222V217L211 216V217H214V219H211L208 222V224H210L209 230L211 228H214L215 226H217L218 228H223V230L214 229L209 234H212L213 232H215L213 234L219 235V233L225 232L226 230L227 231H230V230L234 231L235 230L234 231L235 234L233 231L231 232V234H230L231 237L229 238V240H233V241L238 240V241H234V242H237V243L240 242L236 246L233 245V246H235L233 248H235V251H236L235 252L236 254H234V257H232V259H229L227 261L226 260L223 262L221 261L219 264H264V247L263 248L261 247L262 246L261 244L264 243V234L260 232L261 233L260 237L258 239L256 238V241H255V235H256L257 231L258 230L262 231V232L264 231V201H263L264 200V185H262V181H264V146H263L264 145V138ZM223 138H224L223 140H225V137H223ZM116 140H118V139H116ZM186 142H185V144H186ZM229 142H231V141L229 140ZM164 143L166 146L164 145ZM182 143L184 144V142H182ZM221 143H223V142L221 141ZM51 144H53V143H51ZM76 144H78V145H76ZM179 145H182V144H179ZM186 145L185 146L187 148H185V149H184V146L181 147L182 150L178 154L179 157H182L183 155H185V156L190 155L187 152V150H189L190 149L189 147H192V146H190L188 144H186ZM169 148H170V150H168ZM113 151H115V150H113ZM158 151H160L161 155L159 154ZM248 151H250V150H248ZM26 153H28V154H26ZM219 153H220V155H219ZM252 153L253 152L250 151L248 154H252ZM13 154H14V156H13ZM109 154H110V152H109ZM107 155H108V153H106V151H103V153H101V152L99 153V151H97V154H95V157L92 158L94 161L93 160L86 161L84 158H83V161L84 162L86 161V163H88V164L94 165V164H96V162L101 160V162H99V163L100 164L104 163V166H105L108 162H109L108 165L110 164L111 155H113V153H111L108 156ZM22 156H24V157H22ZM105 156H106V159H105ZM148 156H149V158H148ZM65 158H67V159H65ZM259 158H261V159L258 160ZM63 159H65V160L63 161ZM102 159H103V161H102ZM148 159L151 161L148 162ZM248 161H249V158H247L245 156V157L240 159L239 163L248 162ZM7 162H8V166H7V164L6 165L4 164ZM62 163H64L65 166L61 169ZM65 163H67L68 165ZM133 163H131V164H133ZM2 164L5 166H3ZM176 164L177 163H174V165H176ZM42 167H44V170H45V172H44L45 175H43V177H42V182L44 184L41 182L42 187H44V189L41 192V195L39 197L40 199H37L38 194L36 195L34 193L39 186L37 184V180L39 179V177L41 175ZM124 170L125 169H123L122 171H124ZM133 171H134V173H133ZM169 171H167V172L165 171V173H168V172L171 173L172 168ZM150 172L151 173L153 172V173L151 174ZM60 173H62V174H60ZM156 173H161L162 175H166V176H162V175L158 176V175H156ZM255 174H258V177ZM10 177H11V179H10ZM13 177L14 178L16 177L15 180ZM33 177H34V179H33ZM121 177L124 178V176H121ZM69 179L70 178L64 179V181H67V180L69 181ZM253 180H255V181H253ZM47 181H48V183H47ZM74 183H72V184L70 183V187H71V188L69 187L70 190H72L73 187L75 186ZM182 183H183V185H182ZM80 184H83V183H80ZM256 185L259 187V189L256 187ZM260 186H261V188H260ZM259 190L262 192L257 193ZM138 191H143V188L142 187L139 188ZM239 191L241 194L239 193ZM104 192H106V190H104ZM104 192H102V193L100 191L97 192V193H99V195L97 194L98 197L109 198L110 192H108V191H107V193H104ZM137 192H135V193L133 192V194L130 195L131 198H133V199H131V202H129L130 203L129 206L132 205V203L134 201H136L137 196H138ZM150 192H153V194ZM35 195L37 196L36 199H32V197L34 198ZM163 197L165 198V200ZM258 198H260L259 200H262L261 202H263V203L260 204L261 206L259 209L257 208L259 210V213L256 216H254L255 215L254 212L256 209H255V207L249 208L250 206H252L251 205L252 203L250 201H253V203H254V202H256V199H258ZM103 199H105V198H103ZM98 200H99V198H98ZM67 201H70V200H67ZM83 201L84 202L82 203V205L86 204L87 206L94 207L92 205L94 203L93 201H86V198H84ZM150 201H152V202H150ZM169 202H171V200H169ZM243 204H246L247 206L242 207ZM6 206L7 205H5V207ZM45 207H47V205ZM94 208H96V207H94ZM32 209L33 210L35 209V210L33 211ZM119 209H120V207H119ZM238 210H241V211H238ZM48 211H51V208L48 209ZM36 212H41V213H39L41 215H39ZM35 214H37V215L35 216ZM191 215H193V216H191ZM252 217H254V219ZM24 218H26V219H24ZM164 218L168 221V223H169L168 226L170 228L168 226H166V227H168L167 229H169V230H167L168 232L165 231V232H162L161 234L158 233L156 235L157 238H155V240H154L155 244H158V242H160V240H163V239L167 240L168 239V240H170L169 243H172V246H176L183 240V238H186V239L190 238L191 232L195 231V229H196L195 226H190V225L185 226V228H183L182 227L183 225L182 226L178 225V223L176 225L173 224V226H172L171 225V223L173 222L172 219H169L166 217H164ZM215 218H216V220H215ZM183 219H181V221H183ZM30 221H33V222L30 223ZM41 221H44V220H41ZM256 221H258V222H256ZM152 222H154V221H152ZM225 225H226V228L224 229ZM232 225H233V227H232ZM235 225L241 226V227H237V230H239L240 228L243 229L242 235H244V236H240V239L238 238V235H237L238 233H236V229H234V227H236ZM179 226H181V227H179ZM159 227L155 230V232L159 231ZM25 229H27V231H25ZM171 229H173V231ZM207 230H208V228H207ZM205 231L206 230H203L204 233H205ZM38 237H40V238H38ZM196 238L199 239V237H196ZM8 239H11V240H8ZM54 240H56V241H54ZM225 240L228 241V239H225ZM84 241L88 242V247L87 248H81L79 251L78 246L83 245ZM234 242H232L230 244H233ZM206 244H208L207 240H206ZM212 244H214V243H212ZM212 244L209 245L210 249L214 247V246H212ZM85 245H86V243H85ZM181 245H182V243L179 244V246H181ZM254 245H257V247ZM144 247L145 246L137 247V251H135L134 253H130V255L133 254L132 255L133 257L130 258V260L128 259L127 261H125L124 264H176V263H178L179 257H178V252H176V251H174V253L176 254L175 256H174V254L170 253L171 251H166L165 253L169 254V257L162 260L161 258L160 259L154 258L153 255H151V253H147V254H146V252L142 253V251L144 250ZM58 248H61L63 251L59 254L58 253L54 254V251H56V249H58ZM102 248H103V250H102ZM49 251H47V252H49ZM194 251L196 252L198 250L195 249L191 252L194 253ZM244 252L248 253V254L247 255H241V254H245ZM196 253H197V255H195V257H201L202 256L201 252H199V253L196 252ZM127 256L128 255L124 254V258L125 257L128 258ZM188 256H189V254H188ZM183 257H184V259L182 260V262H184V264H190L192 262V260L187 258V255H185ZM197 259H199V258H197ZM42 264H44V263H42ZM179 264H182V263H179Z\"/></svg>", "mask_w": 264, "mask_h": 264}, {"label": "snow or ice", "instance_id": "snow-or-ice-1", "mask_svg": "<svg viewBox=\"0 0 264 264\" xmlns=\"http://www.w3.org/2000/svg\"><path fill=\"white\" fill-rule=\"evenodd\" d=\"M201 147H204V141H201ZM156 175H162L161 173H156ZM4 197L0 196V200H2ZM37 199H40L39 197ZM49 219H51V217H49ZM35 227L39 228V225H35ZM25 231H27V229H25ZM114 250V249H113ZM0 264H3V258L0 257Z\"/></svg>", "mask_w": 264, "mask_h": 264}]
</instances>
